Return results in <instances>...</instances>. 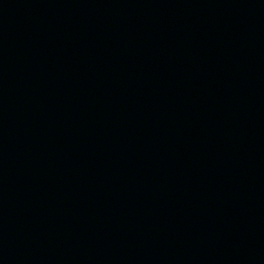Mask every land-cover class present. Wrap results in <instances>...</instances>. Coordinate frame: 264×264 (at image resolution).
<instances>
[{"label": "water", "instance_id": "95a60500", "mask_svg": "<svg viewBox=\"0 0 264 264\" xmlns=\"http://www.w3.org/2000/svg\"><path fill=\"white\" fill-rule=\"evenodd\" d=\"M0 264H264V0H0Z\"/></svg>", "mask_w": 264, "mask_h": 264}]
</instances>
